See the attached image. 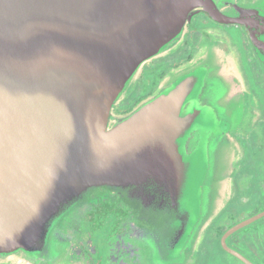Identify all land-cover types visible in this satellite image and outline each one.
I'll use <instances>...</instances> for the list:
<instances>
[{
	"label": "water",
	"instance_id": "95a60500",
	"mask_svg": "<svg viewBox=\"0 0 264 264\" xmlns=\"http://www.w3.org/2000/svg\"><path fill=\"white\" fill-rule=\"evenodd\" d=\"M232 7L236 19L216 0H0V254L41 255L67 216L107 191L181 251L200 216L208 139L223 130L198 102L203 72L108 123L138 69L199 12L243 25L264 63V12Z\"/></svg>",
	"mask_w": 264,
	"mask_h": 264
},
{
	"label": "flooded vegetation",
	"instance_id": "af4514ba",
	"mask_svg": "<svg viewBox=\"0 0 264 264\" xmlns=\"http://www.w3.org/2000/svg\"><path fill=\"white\" fill-rule=\"evenodd\" d=\"M216 5L232 19L239 17L233 5L264 12V0H216ZM166 51L175 60L184 54L183 62H176L169 78L158 76L135 101L124 102L149 72L145 63L162 54L145 62L112 108L108 125H117L181 77L203 72L198 102L223 130L208 139L200 216L181 251L166 250L165 237L145 210L107 191L67 216L41 255L0 254V264H264V63L243 25L215 22L203 12ZM198 136L191 134L187 153Z\"/></svg>",
	"mask_w": 264,
	"mask_h": 264
},
{
	"label": "rangeland",
	"instance_id": "374dc122",
	"mask_svg": "<svg viewBox=\"0 0 264 264\" xmlns=\"http://www.w3.org/2000/svg\"><path fill=\"white\" fill-rule=\"evenodd\" d=\"M169 53L170 52L166 51V52L162 53V55H160V57L155 58L152 62L145 63L146 64V70H149V72H146L145 78L142 80V82L141 83L139 82L137 84V87H134V89L124 97V102L135 101L137 99L136 98L137 92L140 89L142 90L140 93L141 94L144 93L143 92L144 87H148L149 83L152 82L153 80H155V78H157L158 76H161V75H167V77H168V74H169L170 70L172 69V67L177 63L180 64L183 62L184 57H185L184 54H181L180 58L178 60H175V59H172L170 57ZM139 69L136 72V74L134 75V77L132 78V80L137 79V77L140 73ZM167 77H165L164 82L167 81V79L169 78V77L168 78ZM144 91H145V89H144ZM127 104H129V103H127ZM121 106H123V102L120 103V105L118 107L120 108Z\"/></svg>",
	"mask_w": 264,
	"mask_h": 264
},
{
	"label": "trees",
	"instance_id": "16d2710c",
	"mask_svg": "<svg viewBox=\"0 0 264 264\" xmlns=\"http://www.w3.org/2000/svg\"><path fill=\"white\" fill-rule=\"evenodd\" d=\"M150 84V83H149Z\"/></svg>",
	"mask_w": 264,
	"mask_h": 264
}]
</instances>
